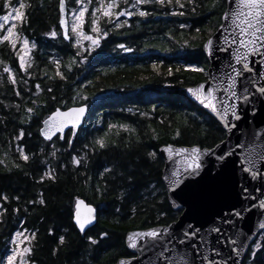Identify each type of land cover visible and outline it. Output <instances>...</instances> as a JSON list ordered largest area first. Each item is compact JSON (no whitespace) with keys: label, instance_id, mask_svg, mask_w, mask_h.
Returning <instances> with one entry per match:
<instances>
[{"label":"trees","instance_id":"1","mask_svg":"<svg viewBox=\"0 0 264 264\" xmlns=\"http://www.w3.org/2000/svg\"><path fill=\"white\" fill-rule=\"evenodd\" d=\"M73 1L68 0L69 8L74 4ZM200 2L208 6L198 8L195 14L187 8L142 5V9L152 15L129 17L128 24L120 29H115L114 24H108L103 18L99 21L100 27L110 30L109 35L101 40L100 47L85 53L87 58L82 59L75 57L77 50L70 42L64 41L60 34L56 38L45 35L53 28L58 32V0H28L32 6L28 8L29 20L24 32L37 40L42 53L35 54L33 58L34 64L29 72L34 78L26 77V87L30 91L24 93L22 89L23 98L15 96L11 88L0 89V100L21 105L19 112L15 108L6 109L0 105V116L6 118L5 123L0 125V159H4L7 165H0V193L5 192L9 197L5 203L8 211L0 222V251L14 234L16 226L22 222V226L25 225L27 229L38 230L29 257L34 264H89V261L91 264H113L120 257L132 255L125 245L127 231L154 226L158 212L167 213L160 221L162 224L177 219L180 211L172 209L161 181L162 159L157 154L156 159L152 160L147 153H157L159 146L167 143L212 147L225 138V131L217 129L218 122L180 90L183 86L206 78L204 73L186 69L194 63L206 70L208 62L202 51V43L209 36L207 30L213 33L217 28L225 9L224 0L212 10H209L212 0ZM93 6H96L95 0ZM173 10L184 11L185 15L165 14ZM182 23L188 27L181 29ZM198 28L201 32L197 37ZM184 41L192 47L185 45ZM120 44L132 50L121 49L118 47ZM45 51H49V54ZM50 55L56 59L62 58L61 71L68 77L67 81L55 77V65L48 61ZM73 57L77 63L68 72L66 65ZM153 64L157 66L155 69ZM169 68L172 69V75L168 74ZM177 68H180L179 72ZM49 76L54 79H49ZM37 83L45 91L33 96ZM48 87H52L53 92L48 93ZM77 91L88 97L79 103L89 105L90 110L71 148L67 143L70 135L64 141H56L61 151L57 153V159H53L47 155L50 152L49 143L38 133L40 119L56 107L65 108L61 100L67 102V107L74 104L72 98ZM51 96L57 98L55 102L50 99ZM32 100H36L37 105L46 106L37 107L35 110L38 115L30 123L22 124L20 118L25 115L24 108L33 107ZM129 108L136 115L128 112ZM140 112L149 115L141 117ZM193 112L205 115L208 121L206 136L200 134L199 121L191 118ZM185 116L194 125L196 135L184 130ZM97 120L101 123L96 124ZM108 123H127L135 127L141 142L136 143L135 136L123 131L117 137L116 129H113L107 138V148L99 149L96 146L97 151H89L87 164L82 162L74 166L71 163L73 153L83 154L86 151L83 145L91 144L103 136L108 130ZM149 125L155 129L159 139H152ZM177 127L181 128L183 135L173 140L172 135ZM21 128L25 135L16 142L24 146L26 153H37L28 164L18 160V153L12 148L15 143L13 137L18 135ZM126 139L127 146L124 143ZM113 140L116 141L114 146L111 144ZM41 147L45 149L43 155L39 154ZM45 157L56 169L57 180L52 182L46 179L43 183H37L45 168L40 161ZM13 160L22 165V170L13 167ZM105 167L112 168L113 172L100 179ZM105 183L108 185L107 192L103 191ZM97 187L103 194L96 192ZM39 192H43L46 206L28 204L27 201L35 200ZM121 192L125 195L118 198ZM15 196H19L20 200L12 199ZM76 197L98 208L95 225L84 234L79 232L73 222ZM25 207L27 212L24 211ZM133 207L136 208L134 216L131 211ZM13 208H19V213H13ZM117 208L120 209L119 213L116 212ZM49 229H52L51 234ZM65 229H68L66 233ZM101 232H108L109 235L101 237ZM60 235L66 236L67 243L53 256ZM88 236L96 238L98 245L90 246ZM248 254L249 251L243 264H248ZM254 264H264V250L257 253Z\"/></svg>","mask_w":264,"mask_h":264},{"label":"snow or ice","instance_id":"2","mask_svg":"<svg viewBox=\"0 0 264 264\" xmlns=\"http://www.w3.org/2000/svg\"><path fill=\"white\" fill-rule=\"evenodd\" d=\"M96 6L91 12V34L84 31L83 25L85 23V13L88 12L89 5L93 4V0H75L77 7L68 8L66 0H59V25L63 29L62 37L64 41L72 43L73 47L77 49L75 57H81L86 59L85 53H89L95 48L100 47L101 40L109 35L110 30H104L100 27L99 21L103 18H108V24H114L115 29H120L128 24L127 20H119V17H133L139 16L141 18L148 17L152 13L143 10L142 5H158L160 7L168 6L173 9H185L187 8L193 14L196 13L198 8L207 7V4H201L200 0H95ZM123 2L126 7L117 11L120 3ZM227 5L222 15V23L217 31L220 33L218 36L215 33L209 31V36L206 42L203 43L202 48L206 51L209 58H211L217 51L221 53H228L226 59H223L219 63L217 72L214 74L211 69L205 70L196 64H189L186 70L193 72L204 73L206 76L205 82L200 83L195 87H188L187 92L191 98L198 102L202 109L207 110V114L215 118L217 121V129L226 131L227 133L234 134L238 130L239 122L244 118V112L247 111L248 115L255 117L258 111L257 104H264V0H224ZM221 5V0H212L211 8H217ZM32 5L27 3L26 0H4L3 5H0L3 9H8V14L0 16V30L5 29V25L13 19L27 23L26 8H30ZM43 6V5H41ZM132 9V10H129ZM99 14V15H98ZM170 15L184 16V11L173 10ZM70 15L71 21L66 17ZM188 25L180 24V28H186ZM201 29H196L197 37L199 36ZM46 36L56 38L58 32L53 28L50 32L45 33ZM193 37V39L197 38ZM89 42L85 46L84 42ZM7 42L11 50L18 57L19 70L24 72V76L28 78H34L33 74L28 71L34 64V60L30 55L31 50L37 47L35 42H31L23 35L22 29H18L16 23H12L6 28V34H0V46H3ZM20 42V47L17 49V43ZM184 44L188 47L187 41ZM184 45H182L183 47ZM121 49L131 51L130 48H125V45H118ZM70 59L66 65L67 71L71 72L74 64L77 63L76 58ZM257 57L259 59H257ZM51 62L55 65V77H59L62 81H67L68 77L61 71V59H53L50 57ZM82 62V61H81ZM0 65L3 66V73L7 74V83L13 86L15 96L22 97L21 91L17 90L16 86L19 83L27 85L28 80L23 77L17 80L15 70L10 67L5 61L0 59ZM153 69L157 66L152 65ZM177 72L180 68L176 69ZM168 74L172 75V69L169 68ZM47 75V73H45ZM49 79L54 77L49 76ZM91 83V82H89ZM5 86V78L0 75V87ZM25 92L30 91L27 87ZM45 89L41 88V85L37 83L35 85V92L33 96H39ZM47 92H53L52 87L47 88ZM50 99L55 102L56 97L51 96ZM87 96L77 91L76 95L72 98L74 104L78 106L67 107V102L61 100L66 107V110L61 111L57 107L54 111L42 120V127L39 129L40 135L44 141L51 142L52 150L47 154L53 159H57V153L61 151L57 148L56 141L65 140V130L68 129L71 136L68 137V147L71 148L73 144V138L78 135V127L82 125V121L86 118V113L90 110L89 105L79 103L81 100H87ZM33 107H25V115L20 118V123H30L33 117L37 116V107H45L46 104L37 105L36 100H32ZM0 105L4 108H15L17 112L21 110V105L18 103L8 104L3 100H0ZM133 115H136L131 108L127 109ZM155 111V107H153ZM141 117H146L149 114L146 112L139 113ZM191 118L200 123V134L206 136L208 128L206 125L208 121L205 119L204 114H197L193 112ZM5 117L0 116V125L5 123ZM101 123L100 120L96 121V124ZM163 124V120L160 121ZM252 124V121H249ZM69 126H71L69 128ZM171 127V124H169ZM108 130L103 136L96 138L91 144H84L83 148L86 150L82 155H73L71 163L74 166H79L81 163L87 164V158L89 151H97L99 149H105L109 146L107 138L113 129H116L115 135L119 137L120 131L129 133L130 136H135L136 143L141 142L140 135L137 134L135 127L127 123H121L119 125L108 123ZM184 130L189 131L192 135H196L194 131V125L190 123V120L185 116L183 120ZM149 129L152 131V139H159L155 129ZM264 124L260 126V131L256 130V126L253 125L251 135L248 136L246 148V154L243 155L240 160V171L242 174H247L251 180L264 181ZM146 134V133H145ZM25 133L23 128L19 130L18 135L13 137L15 141H21ZM31 136V133H28ZM183 135L180 127L174 130L172 139L176 140ZM56 138V141L53 140ZM231 139V137H229ZM127 146L128 140L124 141ZM221 144H226L228 141L221 140ZM114 146L116 141H111ZM220 145H216L214 148H202L199 144H194L191 147H175L173 144L168 143L163 146L160 151L167 154V159L172 162L173 167L170 169V173L163 177L168 181L171 187L169 191L178 188L183 182V179L187 177H194L200 174L205 168L206 161L204 157H215V160L219 163L220 169L229 162L230 157L236 155L235 148L244 147V143L237 141L234 148L222 152L217 155L216 149ZM9 149L11 150V142H9ZM15 152L18 153L17 159L23 161L24 164H28L34 160L37 153H26L22 144L17 143L15 145ZM45 152L44 147L39 149V154L43 155ZM7 155V154H6ZM148 157L152 160L156 159V151H150L147 153ZM180 157V159H176ZM41 164L46 165L45 171L40 176L37 183H43L46 179L52 182L57 180L56 169L48 164L47 157L40 161ZM235 163V161H232ZM0 165L5 164L4 159H0ZM13 167L22 170V165L13 160ZM66 167V165H62ZM11 171V169H8ZM113 169L105 167L103 172L100 173V179L108 173H112ZM29 173H25L28 175ZM122 175V173H121ZM114 178V177H113ZM153 187H155L153 185ZM96 192L101 193V189L97 187ZM108 185L105 183L103 191L107 192ZM255 191L261 192V196H264V191L260 188H256ZM103 194V193H101ZM156 195L155 192L152 193ZM124 192H121L118 198H123ZM240 198L244 202L240 208H233L226 213L218 216L214 220L210 221L211 226L207 229L203 227H196L189 223L181 227L178 231L173 229L172 224L164 225L160 221L167 216L166 212H158L155 219L157 223L145 230H132L126 233V246L128 249L137 250L138 252H147L156 248L161 249L155 260L149 258V264H242L243 255L245 249H250L248 254V264H254L257 253L264 250V198L254 196L249 187L243 183L240 186ZM12 199L19 201L20 197L15 196ZM9 201V197L0 193V222L3 221L8 209L4 207V203ZM255 201H258L256 203ZM163 201H161L162 203ZM28 204L46 206L43 192L37 194L35 200H28ZM174 207H179L173 204ZM75 210L74 221L75 226L79 229L81 234L85 233L86 226L92 225L96 219V209L91 204H86L85 201L79 197L75 198ZM256 210L257 226L261 230L260 232L248 233L245 232L238 224V221H242L246 218V214H251L253 210ZM13 213H19V208H13ZM27 212V207L24 208ZM120 209L117 208L116 212L119 213ZM132 215L136 213V208H132ZM150 223V221H149ZM38 230H29L24 228L23 230H17L11 237V254L4 257H0V264H34V261H30L29 257L33 252L34 244L36 240ZM65 233L68 229L64 230ZM49 233H52V229H49ZM108 232H101V237L108 236ZM253 236L258 238L253 240ZM87 240L91 245H98L99 241L92 236H88ZM162 241H166L162 242ZM67 243L66 236H59V243L56 248L53 249V256L57 254L61 246ZM174 244L175 247L169 249L168 244ZM227 246L228 252L224 253L223 247ZM21 245H25L21 247ZM182 247L183 251H177V248ZM172 255H169V252ZM218 257V259L216 258ZM132 259H138L132 257ZM89 264L91 262L89 261ZM117 264H132L131 259L121 258L117 261Z\"/></svg>","mask_w":264,"mask_h":264},{"label":"water","instance_id":"3","mask_svg":"<svg viewBox=\"0 0 264 264\" xmlns=\"http://www.w3.org/2000/svg\"><path fill=\"white\" fill-rule=\"evenodd\" d=\"M226 7L227 5L225 4V8ZM224 11L225 9L223 10L220 16V23L218 24L217 28L213 32L217 36L220 34L217 31V29H219L220 24L222 23V15ZM58 23H59V18H58ZM60 30L62 34L63 29L61 27H60ZM207 38L203 41V43L206 42ZM202 51L205 54L207 58V62H208V66L206 70L211 69L214 74L218 75L219 73L216 70L219 67V63L223 59L227 58L228 53H221L217 51L211 58H209L206 51L203 48H202ZM257 59L259 58L257 57ZM205 79L195 84L186 85L180 88L181 92L190 101L195 103L201 109H202V106H200L198 102L194 101L191 98L190 94L187 92V88L195 87L200 83H204ZM73 106H78V105H71L68 107H73ZM257 108H258V111L255 117L249 116L248 112L245 111L244 118L239 122H235L238 124V130H236L234 134L227 133L225 131V138L223 140L228 141V143L221 144L220 143L221 141H219L212 147H202V148H214L216 145H220V147L216 149L217 155H220L222 152L227 151L231 148H234L238 139L239 141L244 143V147L235 148L236 155L228 158L229 162L223 167V170L220 169L219 163L215 160V157L206 156L204 157V160L206 161L205 168L200 172V174L194 177L186 176L183 179V182L180 184V186L178 188H175L172 191L168 190L171 187V185L169 184L168 181L164 180L163 177L170 173V169L173 167V165H172V162L167 159V154L160 151V149L166 144L159 146L157 154L160 156L163 162V166L161 169V181L165 187L166 196H167V199L172 209L180 211V214L178 215L177 219L168 223V224L173 225L174 230L178 231L181 227L189 223L195 225L196 227H203L204 229H207L211 226H215V225H210L209 222L214 220L218 216L222 215L223 213L228 212L229 210L233 208H237V209L240 208L241 205L244 203L241 200L240 195H239L240 186L242 183L245 186L249 187V189L252 191V194L254 196L264 198V196H261V192L255 191L256 188H260L262 191H264V181H261L259 179L251 180L250 177H247V174H242L240 171V167H241L240 160L242 159L243 155L246 154V148L248 147L247 140H248V136L251 135L253 125L256 126L257 131H260V126L264 124V104L258 103ZM60 109L61 111L66 110V108H60ZM204 111L207 113V110H204ZM250 120L252 121L251 125L249 124ZM83 122L84 120L82 121V124ZM42 126L43 125L41 123L40 128ZM70 127L71 126H69V128ZM80 127L81 126L78 127V130ZM67 131L68 129L65 130V133ZM261 134H264V132H262ZM70 136H71V133H70ZM229 137H231V139H229ZM173 145L175 147L193 146V145L188 146V145H175V144ZM176 159H180V157H177ZM232 161H235V163H232ZM255 202L258 203V201H255ZM85 203L89 204L86 201ZM173 204L178 205L179 207H174ZM74 206H75V203H74ZM74 210H75V207H74ZM95 215H96V219L93 221V224L86 226L85 231L95 225L96 220H97V211ZM73 217H74V211H73ZM260 219H264V217H260ZM73 222L75 224L74 218H73ZM168 224H164V225H168ZM238 224L245 232H248V233L261 231L257 226V218H256L255 209L253 210L251 214H246V218L244 220L238 221ZM147 228L149 227L136 228V229H131L129 231L137 230V229L145 230ZM126 233H125V240H126ZM257 238H258L257 236H253V240L249 241V243L254 242ZM162 242L166 243V241H162ZM168 247L169 249H171L175 247V245L169 243ZM160 250L161 249L156 248L155 250L150 249L147 252H138L137 250L128 249V251L132 255L128 257H120L113 264H117V261L121 258L131 259L132 264H149V258H151L152 260H155ZM183 250L184 249L182 247L177 248V251H183ZM223 251L224 253L228 252V248L226 244L223 247ZM248 251L249 249H245L242 264L244 262L245 256L248 253ZM168 254L172 255L173 253L170 251ZM132 257H137L138 259H132ZM216 258L218 259V257ZM157 264H159V262H157Z\"/></svg>","mask_w":264,"mask_h":264},{"label":"flooded vegetation","instance_id":"4","mask_svg":"<svg viewBox=\"0 0 264 264\" xmlns=\"http://www.w3.org/2000/svg\"><path fill=\"white\" fill-rule=\"evenodd\" d=\"M59 1V0H58ZM12 2L13 3H15V0H12ZM26 2L28 3V0H26ZM68 2V0H66V4H68L67 3ZM3 3H4V0H0V5H3ZM67 7H68V5H67ZM69 8V7H68ZM57 9H58V7H57ZM8 9H3L2 7H0V16H2V15H6V14H8ZM23 11H25V14H26V16H27V21L29 20V18H28V8H26V9H24ZM58 13H59V11H58ZM58 18H59V16H58ZM67 19L69 20V18H68V16H67ZM70 21V20H69ZM13 23H16L17 24V26H18V29H22V31H23V35L24 36H26L28 39H29V41L30 42H35L36 43V45H37V40L35 39V38H33V37H30L27 33H25L24 31H25V28H26V26H27V23H23L22 21H13ZM12 23H10V25H11ZM58 25H59V23H58ZM7 27H9V24H6L5 25V29H3V30H0V34H6V28ZM58 34H60V36L62 37V34H61V30H60V27H59V29H58ZM63 38V37H62ZM67 42H69V41H67ZM19 45H17V49H19ZM32 53H33V58H34V56H35V54H41L42 53V51L39 49V47H38V45H37V47H36V49L35 50H32ZM45 53L46 54H49V51H45ZM53 58V59H56L54 56H49V58ZM0 59H2L3 61H5L10 67H12L14 70H15V74H16V78H17V80H20L22 77L24 78V79H27L25 76H24V72H22V71H20L19 70V61L17 60L18 59V57H16L15 56V54L13 53V51L11 50V48H10V46H8V44H7V42H5L4 43V45L3 46H0ZM48 61H50L51 62V60H48ZM52 63V62H51ZM53 64V63H52ZM54 65V64H53ZM0 75H3L4 76V78H5V86L4 87H0V89H5V88H11V90L13 89V86L12 85H10V84H8L7 83V74H5V73H3V66L2 65H0ZM35 85V84H34ZM26 87V85H24L23 83H19L17 86H16V88H17V90H20L21 91V94H22V92L24 91V88ZM21 88V89H20ZM22 89H23V91H22ZM24 93H25V91H24ZM22 95H24V94H22ZM54 110V109H53ZM52 110H50L49 112H47L46 114H44V115H42V117H41V119H40V126H41V122H42V120L51 112ZM40 126L38 127V133H39V128H40ZM40 135V134H39ZM68 135H70V131H67L66 133H65V138H66V136H68ZM44 140V139H43ZM53 140L54 141H56V138L55 137H53ZM49 143V149L48 150H50L51 151V142H48ZM15 144H17V142L15 141ZM49 164V163H48ZM50 165V164H49ZM51 167H52V165H51ZM45 168H46V165H45ZM45 168L43 169V172L45 171ZM1 193H4L5 194V192H1ZM37 196V195H36ZM35 196V197H36ZM37 198V197H36ZM7 203V202H6ZM4 207H6L5 206V203H4ZM96 208V211H97V213H98V208L97 207H95ZM24 219V218H23ZM24 229V228H27L25 225L24 226H22V222H20L17 226H16V229L15 230H18V229ZM131 256V255H130Z\"/></svg>","mask_w":264,"mask_h":264},{"label":"rangeland","instance_id":"5","mask_svg":"<svg viewBox=\"0 0 264 264\" xmlns=\"http://www.w3.org/2000/svg\"><path fill=\"white\" fill-rule=\"evenodd\" d=\"M85 2H86V0H85ZM73 5H71V7L70 8H75V7H77L76 6V4H75V0L73 1ZM129 3H131V0H129ZM95 6H93V4H91V5H89V8H88V12H86L85 13V23H84V25H83V28H84V31L86 32V33H88V34H91V12H92V10H93V8H94ZM126 7V5L123 3V2H121V4H120V6H119V8L117 9V11H119L120 9H122V8H125ZM129 10H132V9H129ZM99 15V14H98ZM68 18H69V20L71 21V16L70 15H68ZM128 18L129 17H126V16H121V17H119V20H121V21H123V20H128ZM107 19L108 18H105V20H106V22H107ZM13 21H16L15 19H13L12 21H10L8 24H9V26H10V23H13ZM88 43L89 42H87V41H85L84 42V44H85V46H87L88 45ZM30 44H31V42H30ZM72 44V43H71ZM17 45H19L20 46V42H18L17 43ZM72 47H73V45H72ZM74 49H76L75 47H73ZM36 49V48H35ZM35 49H32V50H35ZM32 50H31V53H30V55L32 56V58H33V53H32ZM77 50V49H76ZM18 60V59H17ZM28 71H29V69H28ZM15 143L13 144V146L14 147H12L13 148V151L15 150ZM56 146H57V144H56ZM52 150V149H51ZM73 155H77V156H79V155H82L81 153L80 154H78L77 152L75 153H73ZM18 230H22L21 228L20 229H18ZM17 230H15V232H16ZM14 232V233H15ZM14 235V234H13ZM12 235V236H13ZM23 246H25V245H21V247H23ZM12 247H13V245L11 244V238L10 239H8V242H7V244L5 245V247L0 251V257H4V256H6V255H10L11 254V249H12ZM249 253H250V249H249Z\"/></svg>","mask_w":264,"mask_h":264}]
</instances>
